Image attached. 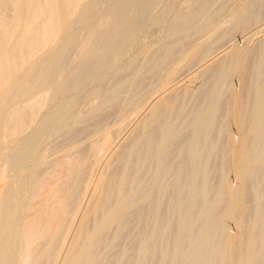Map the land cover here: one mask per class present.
I'll return each instance as SVG.
<instances>
[{"label": "bare ground", "instance_id": "bare-ground-1", "mask_svg": "<svg viewBox=\"0 0 264 264\" xmlns=\"http://www.w3.org/2000/svg\"><path fill=\"white\" fill-rule=\"evenodd\" d=\"M113 1L119 3L126 0ZM187 1L190 2V10L176 17L180 28L171 35L170 41L168 36L165 39L168 42L165 41L164 45L160 43L161 47L158 46L152 54L150 69L145 70L147 75H154L153 80L149 83L145 80L147 75L142 67L147 63L142 65L138 59L131 60L120 72L118 84L130 85L131 90L127 87L126 99L115 110L113 108L116 123L102 133L96 132L98 125L94 124V130L88 137L91 144L87 149L82 148L79 140H74L68 147L56 145L55 153L61 159L40 160L26 174L22 168L27 158L19 153L25 141L36 133L33 126L49 105L44 96L47 91L41 93L43 84L34 80L42 70L41 59L46 57L51 67L62 73L58 66V43H61L62 49L76 45L80 57L84 59L90 55L89 47L97 42L104 52L100 56L105 55L119 43L114 27H120L122 35L118 38L120 40L121 37V42L130 39L131 34L124 32L129 16L118 18L106 15L95 17L91 22L89 19L94 17L91 15L93 0H0V148L11 168L0 169V264H120L123 261L126 263V260L131 264H264V86L256 84L264 73H256V82L247 76L249 80L246 79L245 85L247 81L257 85L253 86L255 95L250 100L253 103L247 123L249 127H243L241 115L245 113V108H242L235 124L242 130L247 128V132L241 131V134L239 131L238 159L233 156L236 162L231 163L234 167L229 164V168L222 163H230L232 158L228 160L223 155V162L220 158V166L231 171L225 173L222 167L225 174H222L223 171L215 173V178L222 175L212 183L217 184L211 194L214 187L211 189L212 184L208 186L212 178L208 173L211 174L212 170L208 172L207 167L211 165H206L210 161H200L197 148L200 143L205 144L211 139L218 123L214 112L224 97L218 87L220 81L240 70L247 51L238 50L239 42L221 53L208 55L215 34L209 32L200 41H192L193 32L203 30L192 26L196 15L194 3L200 1ZM140 2V9L148 10L158 0ZM245 3L241 4L238 13H245ZM204 10L202 13L206 12V17L209 14L207 9ZM219 11L217 13L223 14ZM223 15H220L221 18ZM75 25L83 26L84 32L76 34L72 29ZM225 25L227 22L216 27L218 36ZM257 29L264 32V24ZM262 47L264 49V41ZM153 48L151 46L148 52ZM167 56L178 57L180 62L162 64ZM144 59L142 57L141 60ZM146 60L150 62L148 58ZM194 62L201 63L202 73L199 71L206 75L204 86L209 88V92L206 90L208 93L205 94L203 91L205 100H202L203 104L201 102L200 114L197 107L194 112L198 111V115L192 113V117H186H190L189 120L183 118L188 120L189 126L197 128L196 132L193 130L192 140L190 138V142L183 147L189 160L184 158L189 163V171L188 175H183V167L188 169V164L183 166L184 160L183 165L173 166L175 169L170 167L171 158L166 164L170 165L168 167L164 166V162L169 159L164 160L169 158L171 142L182 132V126H186L184 120L179 126L181 132L177 130L180 123L177 126L173 124V117L182 114L189 95H200V90L193 91L195 94L186 93L185 83H181L179 77L180 71ZM85 73L68 75L63 72V82L59 86L80 84ZM192 73L191 78L194 76ZM127 75L129 80H126ZM145 81L148 87H145ZM146 88L156 99L151 104L152 98H149L150 105L143 111L146 103L140 99L147 95ZM106 100L107 96L102 101ZM103 110L107 109L96 106L92 116L105 113ZM64 119L62 114L57 113L46 121L54 127L63 125L72 128L71 123L64 122ZM94 120L93 123L96 122ZM220 124L216 129L224 126ZM233 124L225 127L231 125L229 129L234 126L237 129ZM127 127H130L129 132L123 135ZM225 129L221 130L222 133ZM231 130L228 131L231 133ZM221 131L219 136L225 138ZM119 138L123 139L119 142ZM211 142L207 144H211L210 152L220 149L216 148L219 145L217 137ZM182 153H178L177 160ZM232 153L235 155L234 150ZM176 159L175 164L181 161ZM153 161L156 165L154 174L150 173V187L148 191L143 190L149 185L145 187L146 182L141 181L142 173ZM152 164V168H148L150 172ZM198 173H202L200 177L203 180ZM186 187H189L190 195L182 202L180 196ZM231 194L232 197H229ZM133 207L136 210L131 212ZM21 209H26L25 217L18 215ZM129 221L139 226L138 240L133 236L134 232L133 235L126 233L132 227ZM127 225L129 229L125 228ZM127 234H130L128 238L133 236L132 240L138 241L133 242L135 247L131 246V250L125 249L126 244H122ZM118 246L115 259H110L113 255L108 258Z\"/></svg>", "mask_w": 264, "mask_h": 264}, {"label": "rangeland", "instance_id": "rangeland-1", "mask_svg": "<svg viewBox=\"0 0 264 264\" xmlns=\"http://www.w3.org/2000/svg\"><path fill=\"white\" fill-rule=\"evenodd\" d=\"M249 1L250 0H198L197 2L199 3L197 4L194 3L196 7L195 6L193 7L194 10L196 11V15L194 16L192 26L203 28V30L201 32H196V33L193 32L192 41L194 43L200 41L202 37L206 33H209V32H213L215 34L214 38L211 40L212 45H211V49L207 53L208 55L213 56L217 53H221L228 47L236 46L239 42L240 43L238 45L239 46L238 50L241 51L243 49H246L247 51L246 55L243 56L244 60L241 62L240 70L237 73L230 75L227 78L221 80L218 85L219 90L221 91L224 97L222 98L220 105L215 109V112H214L215 115L218 117L217 118L218 123L216 122L217 125H215V129H214L217 135L214 136L215 133L213 131L210 136L211 139H209L205 144L200 143L199 147L197 148L198 157L201 159L200 161L202 160L203 162H205L206 160L210 161V164L209 162L206 161L207 162L206 165L207 164L211 165V167L210 166L207 167L209 169L208 172H211L210 169L212 170L211 174L208 173L209 178L210 176H212V178H210L211 182H209L210 184H208V186L214 183V181L217 182L218 180L217 178L220 177L222 174L230 172L231 170L229 169L230 170L229 171L227 167L229 166V164L231 165V163H233L234 159L235 160L236 158L238 159V155L236 153H237L238 145L240 144V142L238 141L241 140L240 133L242 134V132L243 133L247 132L246 130L247 128L246 129L243 128L244 130L243 131L241 126H239L238 124L237 126L235 124V121L239 116V111L242 108H245V113L241 115V118L243 119L242 124L244 125L242 126L249 127L247 123H249V117L251 116L250 108H252L251 104L253 102L250 100H253L252 97H254L255 95L253 94L254 93L253 91H255L254 87L260 84H261L260 86H264L263 85L264 80L261 79V77L264 79V75L259 76V79L256 76L257 72L263 71L264 73V53L262 54V51L264 50L262 47V44L264 41L263 39L264 32L262 31V29H259V30L257 29L260 25L264 24V0H257L259 1V4L258 2L256 3V0H252L253 2L252 1L249 2ZM121 2L122 1H120L119 3H115L113 0H93L91 4V11H92L91 15H94V17H93V20L89 19V21L92 22L94 21L95 17L97 18L105 17L106 15H111L113 17H118V18L124 15H127L129 16L128 17L129 23L125 25L124 32H128L129 34H131L130 39L125 40L124 42H121L120 41L121 37H120V40L118 37L121 36L122 33H121V30L119 31L120 27L118 29L117 28L118 26L116 25L117 27H114L113 31L115 32V35H117L116 36L118 40L117 42L119 43L111 47V49H109V52H107L105 55L100 56V54L104 52L102 49H100L99 44L96 42L89 47L90 55L84 59L80 57V54L78 52L76 45H72L66 49H62L61 43H58L56 47L57 49H59V52H60V56L58 59V66L62 69V71L68 75H74L80 72L84 74V72H86L83 77L84 79L82 80L80 84L60 87L59 84L63 82L62 80L63 78L61 75L63 72L60 73V72L55 71L51 67L50 62L48 61L46 57L41 59L42 70L40 71L39 74H37L34 77V80L40 81L43 84L44 87L42 88L41 93H44L45 91H47L46 93H44V96H45V99L49 100V105L45 108V111L41 114V118L39 119V121L36 122L33 126L35 128L36 133L29 140L25 141L24 145L22 146L20 150L19 154L21 155L24 154L23 158H27V160L24 163L25 165L22 168L24 169V173L26 174L30 173L33 170L32 169L33 166L36 165L40 160H44V159L54 160V159H57V157L61 159L60 155L55 153L56 145H59L61 147H68L74 140L75 141L79 140L81 142L82 148L87 149L89 145L91 144V140L88 137L90 133L94 130L92 129L93 128L92 126L94 124L98 125V128L96 130L97 133H100V132L102 133L108 130L109 128H111L112 125L116 123V117H117L115 111H113V108L115 110L117 107H119L117 105L122 104V102L127 97L126 94L128 93L127 91L128 88L130 89V85H126V84L119 85L118 84L117 78L120 72L125 68V66L131 60L138 59L139 60L138 62L141 63L142 65H144L145 62L147 63L146 65H144L145 67L144 66L142 67V69L145 68L143 72H145V75H147L145 70L150 69L148 67H151L150 65H152V56H153L152 54H154L155 50L159 48L158 46L161 47V44L163 43L165 44L166 42H168V40L170 41L171 35L180 28V23L178 22L176 17L180 13H187L190 10L188 8L190 7L189 6L190 2L187 0H158L157 4L151 5L148 10L140 9L142 8L141 7L142 3L140 2V0H126V1H123L122 3ZM202 2H204L203 4H204L205 10L203 6H201ZM243 3H245L244 6L246 5L247 8H245V13L240 14L237 12V10L239 9V7H241V4L243 5ZM219 7L223 9L221 10ZM206 9L209 15L207 14L208 16L205 17L204 14L206 12L203 14L202 10L206 11ZM217 10L218 11L220 10L219 12L222 11L221 13L223 14L226 13V14L223 15V14L217 13L218 12ZM219 14L223 15V17L221 18ZM224 22H227V25L224 26V28L220 32V36H218V32H216V27L220 24H223ZM72 29L75 30L76 34H81L84 32L83 26L75 25L74 27H72ZM256 30H258V32L254 33ZM168 36L169 38L166 41L165 39ZM151 46H154V48L150 50L151 52L149 51L151 54L150 55L148 54L149 53L148 50ZM261 47H262V50H261ZM146 52L148 55L145 54ZM142 57L143 59L145 57L143 61L141 60ZM146 58H148L150 62H147ZM141 61L144 63H142ZM164 62H166L167 64L169 63L170 65H174V64L179 63L180 59L178 57H171V56L168 58L167 56L162 62V64ZM200 68H201V63L194 62L190 64L188 67H186V69L183 68L180 71V73L182 72L183 74L181 73L180 75L179 73V77L181 76L180 77L181 83H185V87H184L185 92L188 93L190 91V94H192L194 93L193 91L198 92L200 90L198 92L200 95L197 97H192L194 95H189L188 96L189 102L186 103V106L181 114L182 117L181 115H178V117H180L179 118L180 120L178 119L177 116L173 117V121H172L173 124H175L176 126L179 123L181 124L177 126V130L179 131L181 130L179 126L181 127L185 121H186L185 122L186 126L185 125L184 127L182 126V132L180 131L181 133L178 134V136L175 137L173 141L171 140L173 143L171 142L170 147H172L173 150L171 151L172 148L170 149V151L168 152L169 158L166 157L164 160L166 161V159H169L166 162H164L165 163L164 166L168 167L171 165L170 167H172V169L177 168L178 167L177 164L183 165L182 160H184L185 165L183 166H187L188 164V169L187 167H183V170H184L183 175H188V171H189V163H188L189 160L187 159L188 154L186 153V150L184 149L186 147L184 145L190 142L189 141L190 138H191L190 140H192L191 136L192 135L194 136L193 130L194 132H196V129H197L196 127L192 125L189 126L188 120L190 119V117H192V113L194 115L200 114L202 104L204 103V101L202 100L203 99L205 100V98H203L204 97L203 91L205 92V94L209 92L208 90L209 88L207 89V86L206 87L204 86L206 75L201 74L202 71L200 70ZM199 70L201 71V73ZM192 72H194V76L191 78L190 76H192L191 75L193 74ZM147 73H149V71ZM196 74L197 76L195 77ZM243 75H245V77ZM241 76L245 80H243ZM247 76H250L249 78L252 77L250 80H253V81L254 79H258V82L254 81L256 82L257 85L255 83H252L253 81L252 82L247 81L246 85H248L249 87H250V84L252 83L251 87L248 88L244 84L246 83ZM253 76H255L256 78H254ZM147 77L145 76V80L148 81L149 83V81L151 82V80H153L152 78L154 77V75L150 74V75H147ZM249 78L247 80H249ZM129 79H130V76L127 75L126 80H129ZM241 80H243L242 81L243 85H242ZM146 81L144 82L146 83L144 85L145 87L146 86L148 87L149 84H147ZM248 82H250V84H248ZM145 90H147V88ZM145 93L147 95L145 96L144 94L143 97L146 100L142 98V96L140 100H143V103L147 104L146 101H148L149 103V98H152L150 99V103L151 101L153 103V101L156 99L155 95L148 92V90L145 91ZM149 95L151 96L149 97ZM105 96H107V100L103 102L102 100ZM190 99H193V100L190 101ZM100 103H103V105L101 106ZM150 103L147 105L144 104L143 111H146L145 109L149 107ZM96 106H100L102 109H105V110L107 109V110L102 111L105 113H99L100 115L98 114L96 116L95 115L92 116L94 114L93 109ZM197 107L199 109V113L197 111L198 114L195 113L196 110H198V109H195ZM57 113L62 114L65 117L64 122L71 123L70 125L72 128H69V127L67 128L63 125L54 127L51 123L46 121L47 119L48 120L51 119ZM183 114H184V117H183ZM187 116H190V117L186 118ZM75 117L76 118L78 117V119H76ZM92 118H94L95 120ZM183 118H186L188 120L184 119L185 120L184 121ZM93 120L96 122L93 123ZM231 122H233L234 124ZM36 124H39V125H36ZM218 124L220 125L223 124L224 126H221L222 128H219L220 130L216 129L219 127ZM228 124L236 125V127H238L237 128L238 130L235 129V126L232 129L233 131L229 129L231 125L228 126V128L225 127ZM128 128L130 127L125 128L126 130L123 131L124 132V134L122 133L123 135H126L129 132ZM239 128L241 129L239 130ZM224 129L226 131L222 133L221 130L224 131ZM217 130L221 131V134L223 137L226 135L225 138H222L221 136H219L220 132L219 131L217 132ZM228 130H231L232 132L230 133ZM69 131L71 132L73 131V132L70 133ZM123 135H121V137L124 138ZM215 137L218 138V142H219L217 143L219 145H217L216 148L220 147V149L218 148L219 150L215 149L216 151L210 152L209 146H211L212 144L211 141H213ZM123 138H119L120 140L118 139L117 141L120 142L121 139ZM220 138L222 139L220 140ZM209 142L211 144H209L208 146L207 144ZM233 147L234 149H232ZM235 147H236V150H235ZM182 149L185 151V153L184 151H182ZM223 149L226 150V152ZM176 150L177 151L181 150L183 153L181 151L176 152ZM232 150H234L235 155L232 153ZM178 153H182L180 154V156L182 155V157L181 158L180 156L178 157L179 160L176 159V156L178 155ZM223 155L227 156L226 159L228 160L232 158L230 160V163L229 161L227 163L226 162L222 163L225 160V157L223 159ZM233 156H235L236 158ZM0 158H3V159H0V169L10 170L11 169L10 165L6 161L7 158L3 156L2 148H0ZM170 158H171L172 163L170 162ZM184 158L188 160L187 163L185 162L186 160ZM220 158L223 159L222 162ZM150 159L155 160V158H150ZM175 159L177 161H180L181 159L182 163L180 161L175 164L174 163ZM218 159H220V162H218L219 161ZM169 162H170V165H166V164H169ZM152 163L150 162L148 165V168L151 167L150 164H152L153 166V169L151 172L148 168H146L148 171L146 169H145L146 172L142 171L143 173L141 176V181L144 183L146 182L145 187L149 185L147 188L144 187L145 189L143 190L148 191V188L150 187V184H149L150 179H151L150 173L154 172V167L156 165L155 164L156 162L153 161ZM220 163H222V165L225 164V166L227 164V167L222 166V165L220 166ZM222 167H224L223 170H226V171L228 170V171L227 172L225 171L224 173V171L222 170ZM229 168L231 167L229 166ZM217 171L219 172L223 171V173L221 172L222 174L220 173L221 175H218L217 178H215L216 177L215 175L219 173ZM173 172H175V170ZM201 175L202 173H198L199 178H201L200 177ZM201 179L203 180V178ZM199 180H198V183L201 182V180L200 182ZM1 185L2 183H0V187ZM214 185L213 184L211 185L212 186L211 189L214 187V189L212 190V193L210 191V188L207 186L209 188L208 190L210 191L209 193L211 194H213V192L215 191L216 186ZM186 188H184L180 196L181 197L180 200H182V202L186 201V199H188L190 195L189 187L187 189ZM232 195L233 194H231V196L229 197H232ZM133 209L136 210V207L135 208L133 207L131 212L135 211ZM26 213H27L26 209H21L19 210L18 215H20L21 217H25ZM128 223L130 226H132L130 227V229L132 228L133 231L132 229L130 231L128 227L129 225H127V227L125 228L129 229V232L128 230H126V233H130L133 235L132 232H134L135 235L133 236L138 240L140 238V234L138 235V233H140V231H138L139 226L134 222H131L133 225L130 224V221ZM136 225L138 227L136 228L137 230H135ZM130 234L129 235L127 234L126 235L127 239L125 237V240L122 241V244H126L125 246L126 248L124 247V245H121L125 249L128 248L127 250L133 249V248L129 249L131 246L135 247L134 246L135 244L133 242H138L136 241V239H134V241L132 240V238H134L132 235H131L132 236L131 238H128ZM128 242L130 243V245H127L129 244ZM118 249H119V246L117 247L116 250L112 251V254L110 253L111 255L109 254L110 256H108V258H110L113 255V257H111L110 259L114 260L115 257L118 255V251H119ZM107 261L109 263V259ZM110 262L112 263V260H110ZM123 262L121 263L131 264V262H128L127 260H126V263L125 261Z\"/></svg>", "mask_w": 264, "mask_h": 264}]
</instances>
